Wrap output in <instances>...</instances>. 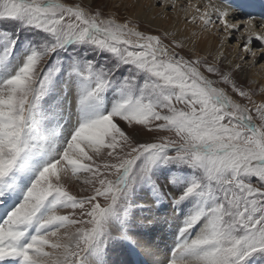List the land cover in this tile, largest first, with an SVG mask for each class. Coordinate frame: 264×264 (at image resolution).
Listing matches in <instances>:
<instances>
[{"label": "snow or ice", "instance_id": "6c2138e0", "mask_svg": "<svg viewBox=\"0 0 264 264\" xmlns=\"http://www.w3.org/2000/svg\"><path fill=\"white\" fill-rule=\"evenodd\" d=\"M141 7L0 0V264H264V13Z\"/></svg>", "mask_w": 264, "mask_h": 264}, {"label": "bare ground", "instance_id": "6f19581e", "mask_svg": "<svg viewBox=\"0 0 264 264\" xmlns=\"http://www.w3.org/2000/svg\"><path fill=\"white\" fill-rule=\"evenodd\" d=\"M253 0H233L234 4H243L246 2H251ZM185 0H178V3H184ZM193 3H196V0L192 1ZM125 3L129 5L131 9L130 16H135L140 18L143 21L148 22L151 24L154 28L157 29H170L173 30L174 28L180 29V38L186 39L187 37L191 36V33L195 31V27L191 25H185L183 23V18L181 16L180 20H177V14L173 12L174 16H170L168 13L165 14V16L160 17L157 16V13L161 12L162 9H153L152 11L148 12L146 8L141 7L146 6L148 4L154 3V0H125ZM155 17V19H153ZM215 43V39H209L207 36L202 37L200 40L196 42V47L201 46L205 47L206 49L210 48ZM227 54V52H226ZM228 55V54H227ZM229 56V55H228ZM231 58V57H229ZM247 73V70H246ZM248 75V73H247ZM264 75V73H255L253 74V77L255 81H259V83L262 84V87H264V78L261 80L260 76ZM262 81V82H261Z\"/></svg>", "mask_w": 264, "mask_h": 264}, {"label": "rangeland", "instance_id": "374dc122", "mask_svg": "<svg viewBox=\"0 0 264 264\" xmlns=\"http://www.w3.org/2000/svg\"><path fill=\"white\" fill-rule=\"evenodd\" d=\"M193 1V0H192ZM79 2V0H77ZM103 3L108 5V11L117 14L119 17H128L131 14L130 6L125 3V0H102ZM160 10V8H157ZM170 16H174L173 12L168 13ZM142 26L144 30H160L157 28H154L151 24H149L146 21L141 20ZM217 49L216 41L215 43L208 49L205 47L198 46L197 50L200 51L201 55L209 54L211 53L213 56L215 55ZM225 51L229 55V57L234 58L237 56L238 49L236 48L235 44H230L226 47ZM234 62H239L238 60H234ZM245 70H247L248 75L246 77L240 76L241 79L246 78L247 82L251 85L252 88L257 89L259 92V89L262 88V84L259 83V81H255L253 74L255 73H264V60L258 61L254 67L248 68L247 65L244 66ZM261 80L264 78V75L260 76ZM262 82V81H261ZM77 189L73 187V191H76Z\"/></svg>", "mask_w": 264, "mask_h": 264}]
</instances>
